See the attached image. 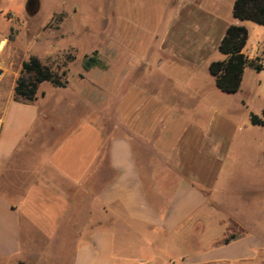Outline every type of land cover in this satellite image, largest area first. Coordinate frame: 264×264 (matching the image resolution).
<instances>
[{"label":"crops","instance_id":"crops-1","mask_svg":"<svg viewBox=\"0 0 264 264\" xmlns=\"http://www.w3.org/2000/svg\"><path fill=\"white\" fill-rule=\"evenodd\" d=\"M157 1L158 9L168 15L160 40L162 56L154 59V70L171 83L172 63L192 69L186 85L171 93L177 105L169 124L184 125L176 143L170 150L151 146L159 131L153 126L156 118L146 116V111L174 103L159 94L153 105H139L132 116L109 118L111 125L98 132L96 140L90 131L84 139L57 135L50 112L40 114L39 102L46 92L32 102H8L0 115L1 259L12 264H147L153 257L147 247L135 256L121 249L130 242L138 248L151 235L178 236L186 226H201L206 218L213 206L209 195L223 171V152L236 127L213 107L207 87L195 78L203 69L206 80L216 85L208 70L211 62L225 60L218 49L226 29L249 27L247 20L233 17L235 0ZM109 2L113 26L123 5L129 9L140 3ZM209 109L214 114L207 121L203 113ZM163 124L158 122L165 140L169 131ZM235 223L244 235L214 250L225 256H213L210 262L194 258L188 264L257 257L262 247L257 238L242 222ZM24 230L29 248L22 243ZM129 235L136 238L128 239ZM57 243L71 245L70 260L56 262L63 258L50 251Z\"/></svg>","mask_w":264,"mask_h":264},{"label":"rangeland","instance_id":"rangeland-1","mask_svg":"<svg viewBox=\"0 0 264 264\" xmlns=\"http://www.w3.org/2000/svg\"><path fill=\"white\" fill-rule=\"evenodd\" d=\"M33 1V5H28L30 0H0V115L7 103L14 101L13 89L20 66L30 57L48 66L64 83V87H58L43 82L38 85L36 96L46 92L39 102L40 114L50 112L55 133L72 139L74 136L84 139L90 131L96 140L98 132L103 133L111 125L109 118L132 116L139 105H153L157 94L174 102L173 89L186 85L188 72L192 70L186 65L172 63L168 71L175 73V82L171 83L154 70V59L162 56L160 40L166 32L168 15L158 9L157 0H134L140 3L129 5V9L123 5L114 26L108 16L109 0ZM137 4L144 6L135 7ZM245 23L249 27H246V54L252 60L258 58L262 70L245 67L239 91L233 95H225L207 81L208 73L203 69L195 78L207 87L213 107L220 109L223 117L236 127V134L223 152L221 177L209 195L213 206L201 226L188 225L178 236H148L138 248L130 242L128 248L121 249L123 253L135 256L147 247L153 256L147 264H188L194 258L210 262L213 256L226 255L214 252L217 244L233 235H244L242 227L235 223L240 221L262 246L259 255L242 261L206 264H264V126L250 121L251 114L264 121V26ZM94 52L106 68L83 70V59ZM166 68L167 65L162 71ZM167 104L173 109L158 104L153 111L152 106L150 110L146 108L145 115L156 118L153 126L159 131L151 146L170 150L184 125L169 124L177 104ZM213 114L209 109L203 118L208 121ZM160 121H164L165 130L169 129L165 140ZM27 234L24 230L22 243L29 248ZM69 243H57L50 249L63 256L56 258V262H65L66 257L70 260ZM0 264L12 263L0 257Z\"/></svg>","mask_w":264,"mask_h":264},{"label":"trees","instance_id":"trees-1","mask_svg":"<svg viewBox=\"0 0 264 264\" xmlns=\"http://www.w3.org/2000/svg\"><path fill=\"white\" fill-rule=\"evenodd\" d=\"M232 15L239 20H247L264 26V0H235L232 7ZM248 39V32L245 26L230 25L219 44L218 51L225 56V60L213 61L209 65V73L215 78L217 87L227 95L237 93L242 81L245 67H251L256 71L262 70L263 66L259 59H248L244 49ZM85 71L91 68H106L96 52L91 56H86L82 62ZM43 82H51L58 87H64L57 77H55L48 66L43 65L38 59L30 57L22 62L16 86L13 89L14 101L23 102L34 101L38 85ZM253 125L264 126V121L256 115H250ZM241 236L233 235L225 239L221 244L230 243ZM24 264V263H18Z\"/></svg>","mask_w":264,"mask_h":264},{"label":"flooded vegetation","instance_id":"flooded-vegetation-1","mask_svg":"<svg viewBox=\"0 0 264 264\" xmlns=\"http://www.w3.org/2000/svg\"><path fill=\"white\" fill-rule=\"evenodd\" d=\"M33 2H34L33 0L30 1V2L28 3V5H33Z\"/></svg>","mask_w":264,"mask_h":264},{"label":"water","instance_id":"water-1","mask_svg":"<svg viewBox=\"0 0 264 264\" xmlns=\"http://www.w3.org/2000/svg\"><path fill=\"white\" fill-rule=\"evenodd\" d=\"M30 1H32V0H30ZM29 3V2H28ZM0 76H1V70H0Z\"/></svg>","mask_w":264,"mask_h":264}]
</instances>
